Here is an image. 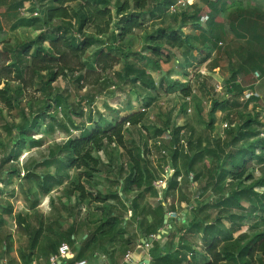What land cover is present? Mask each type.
Instances as JSON below:
<instances>
[{
    "label": "trees",
    "instance_id": "obj_1",
    "mask_svg": "<svg viewBox=\"0 0 264 264\" xmlns=\"http://www.w3.org/2000/svg\"><path fill=\"white\" fill-rule=\"evenodd\" d=\"M176 1L10 0L8 6L6 4V13L10 14L29 3L30 15L20 18L19 25L32 27L35 32L28 42L8 40L0 49V119L4 117L3 111L10 114L18 107L24 93L32 88L40 86L44 97L28 114L22 112L20 121L13 118L7 123V143L0 138L4 149L0 154V182L2 174L11 180L20 178L21 171L13 164L19 161L23 149L30 151L43 146V138L37 137L36 132L41 126L51 131L52 126L48 127L46 122L53 121L66 104L61 95L54 94L53 85L59 79L80 85L92 78L95 87L102 81H110L114 90L120 92L129 88L143 102L139 109L132 103L122 109H111V120H105L104 125L96 124L92 129L86 127V123L76 124L80 135L58 144L56 150L50 151L38 164L37 168L56 166L54 173H37L35 168L27 170L25 176H36V187L43 195L61 186L69 172L76 173L75 180L68 184L66 202L58 199L63 213L73 222L63 231L45 228L44 225L52 224L43 214L35 216V222L19 215L18 225L29 237L27 248L20 252V264H47L52 256L58 255L62 245L72 249L71 259L63 260L62 264L88 263L96 253L106 256L110 253L108 255L114 259L121 254L118 251L121 244L128 253L150 237H155L147 250L151 264H253L255 259L258 264H264V230L260 225H249L252 220L264 222V174L256 179L251 172L255 162L264 164V125L253 104L256 97L242 100L252 90L248 87L254 82L250 79L254 78L257 66L255 55L242 54V65L231 64L230 83L223 97L210 95L211 117L217 111L225 112L228 117L231 102L237 103L242 110L248 105L252 107L250 114L237 113L241 124H229L228 139H213V149L209 143L202 148L198 141L197 152L192 151L191 137L187 143L180 137L182 128L166 126L160 131L155 125H145L149 109L158 98L171 94H178L183 100L193 97L187 75L173 80L168 71L157 85L152 74L162 72V64H170L177 57L175 52L182 58V68L194 71L197 65L212 57L222 40L223 32L215 22L219 2L209 3L208 22L203 23V27L201 18L207 13L203 8L189 6L171 14L170 7ZM73 4L76 6L71 8ZM167 13L171 16L167 17ZM158 20L160 25H156L152 33H146L147 23L154 24ZM188 24L202 33L189 35L184 30ZM137 32L143 34L142 48L133 52L124 43ZM95 43L98 49L88 61L87 52ZM195 52L204 56L200 62ZM236 56L238 58V54ZM138 85L145 89L144 94H139ZM78 100V104L86 101ZM131 128L144 130L151 145L139 146L130 141ZM165 132L169 133V140L163 145L160 137ZM237 144L242 145L238 148ZM184 145L187 148L189 145V149H184ZM108 153L112 156L116 153L118 168L114 189L103 193L92 181L100 173L103 155ZM156 154L160 157L154 159ZM206 156L213 158L212 167L202 179L194 166L198 158ZM180 160H184L183 168L178 165ZM6 164L12 165L5 173L2 166ZM167 169L173 176L164 189L158 188L155 183L164 181L160 175L166 174ZM182 174L199 181V202L187 211L184 219L177 215L176 219L168 218L165 223V216L176 210L169 198ZM2 193L0 186V195ZM26 193L31 200V191ZM36 202L32 209L37 206ZM180 203L189 206L192 201L182 197ZM244 203L250 207L245 208ZM93 207L100 212L95 221L74 217L75 211L79 216L83 209ZM211 210L217 211L216 215ZM173 222L180 224L178 230L170 236L163 234ZM136 223L139 224L135 232L130 233ZM82 227L87 229L85 234H80ZM130 234L129 240L123 239ZM159 235L169 248L160 246L161 240L156 239ZM118 239L121 240L117 242Z\"/></svg>",
    "mask_w": 264,
    "mask_h": 264
},
{
    "label": "rangeland",
    "instance_id": "obj_2",
    "mask_svg": "<svg viewBox=\"0 0 264 264\" xmlns=\"http://www.w3.org/2000/svg\"><path fill=\"white\" fill-rule=\"evenodd\" d=\"M10 0H0V49L4 48L5 41L12 42H28L31 40L35 29L32 27H25L19 25V19L23 17H29L30 4L26 3L25 7L18 11L7 14V7ZM115 2L116 0H112ZM48 3H44L46 5ZM41 5V6H44ZM76 5L73 4L70 7L74 8ZM171 16L167 13V17ZM220 18L227 29L229 26V17L227 14ZM160 25L159 20L154 22V24L147 23L146 33H152L156 28L155 26ZM142 32H137L134 37H132L128 42L124 43V46L128 47L133 52H138L142 48ZM105 39V38H104ZM107 41V39L105 40ZM201 42H199L200 44ZM231 41L227 40L223 42L222 46L214 52L211 59L205 63L197 65V67L192 70H185L182 68V58L179 53L175 52L176 58H173L170 64H162V72L165 73L169 71L171 79H182L183 75H187L190 80L191 86L193 88V97L191 103V113L187 112L184 100L178 94H171L169 96H163L153 101L152 106L149 109L147 121L145 125H155L157 129L163 131L166 126L172 128H182L180 132V137L184 143H187L189 138L192 139L191 150L197 152L198 141H201L202 148L208 143L213 149V139L217 140L222 138V140H227L228 136L226 131L229 124H241V120L237 113L242 112L245 114H250L252 107L248 105L243 110L236 103L235 105L230 103L229 116L227 117L225 112L217 111L213 117L209 115L210 111V95L223 97L226 91L228 67H226L227 60L232 57ZM98 43L94 44V47L87 52L88 61L93 57L94 53L98 49ZM197 55V54H196ZM199 62L204 58L203 55H197ZM86 61V60H85ZM179 62V63H178ZM198 63L197 61L195 64ZM162 72H155L152 74L157 85L160 79L165 76ZM99 75V74H98ZM94 77H97L95 75ZM93 77V78H94ZM72 83V81H70ZM69 80L59 79L54 87V94L61 95L65 100L66 104L63 110H59L55 119L46 122V125L52 126L51 131H46L45 126H41L38 129L37 137L43 138V146L35 148L32 150L23 149L22 155L18 162L14 163L15 167H18L21 171L20 178L13 177L11 180L7 175L2 174V181L0 186L3 188V193L0 195V262L2 259H8L16 249V254L20 256L21 250L26 249L29 242V237L25 234L22 226L18 225V216L21 215L23 219H30L35 222V216L43 214L44 218L49 219L52 225H44L45 228H54L65 231L73 220L67 214L63 213L62 203L59 202V198L66 202V191L68 184L75 180L76 173L69 172V177L64 179L61 186L56 187L49 195H43L36 187V176L31 175L26 177L28 169H33L37 173L51 172L54 173L56 166L47 168L39 166L38 164L45 157H48L49 152L56 150L58 144L63 143L69 138L78 137L80 135L79 131H76L75 125L78 123H86V127L93 128L96 124H105V120H111V109H122L126 104L132 103L137 109L142 108V99H137L136 95L131 93L129 88L124 91L114 90L110 87V81H102L95 87L94 79L82 82L80 85L70 83ZM202 84V87L199 85ZM40 86H36L31 90L24 93L22 100L19 102L18 107H16L10 114L7 111H3V119H0V138L4 143H7V123L11 122L13 118H18L16 121H20L19 115L22 112L28 114L31 107H37L42 103L44 94L40 91ZM139 94H144L145 89L138 85ZM78 99L86 100L79 103ZM93 99V100H91ZM93 101V103H91ZM186 109V112H185ZM228 113V112H227ZM244 114V115H245ZM101 116V117H100ZM91 119V120H90ZM91 121V122H90ZM212 123V124H211ZM212 125L211 128L209 125ZM66 128V129H65ZM128 138L130 141H134L139 146H144L151 142L147 141V135L144 130L140 128H131L129 131ZM163 145L169 140V133L165 132L162 137H160ZM223 142V141H222ZM224 143V142H223ZM242 144H237V147H241ZM222 147V145H221ZM225 149V145H223ZM184 149H189L184 145ZM4 152L3 146L0 145V154ZM111 153V152H110ZM103 155V163L100 166V173L95 176L92 181V185L97 187L103 193L112 191L115 187V174L117 172V157L116 153L114 155ZM160 157V155H155V158ZM212 157H200L195 163V170L201 173V178L205 179L209 170L212 167ZM183 161H179V167L183 168ZM12 164H6L2 166V170L6 173L8 167ZM184 172V169H183ZM251 172L256 179H259L264 174V164L261 165L255 162L251 167ZM184 174V173H183ZM177 178L178 186L170 195L169 202L173 203L176 210L172 213L186 216L188 210L192 206H196L199 202L201 192L199 191V181H196L192 176L187 177L183 175ZM173 176L170 169L166 170V174L161 173L160 177H164V181H158L155 186L158 188L159 185L164 189V185ZM27 191H31L32 199H27ZM73 196V195H72ZM182 197L190 198L192 204L187 206L186 204H181L180 200ZM74 196L72 197V201ZM37 201V202H36ZM37 203L35 209L31 206ZM245 208H249L248 203H244ZM186 208V209H185ZM213 215H216L217 211L211 210ZM260 213V212H258ZM30 216V218H25ZM100 215V212L96 210L95 207L89 209H83L81 214L78 216V212H74V217L78 220H84L89 218L91 221H95ZM184 216V218H185ZM40 217V216H39ZM142 220L139 221V223ZM130 230V233H134L137 225ZM173 225H180L179 223L173 222ZM247 223H245L246 225ZM249 225H260V229L264 230V222L262 220L249 221ZM36 226V225H33ZM246 230V229H245ZM50 232V231H49ZM48 232V233H49ZM87 229L82 227L80 229V234H85ZM49 237L51 235L48 234ZM131 235H125L123 239L129 240ZM121 239H118L119 242ZM198 241V238H196ZM125 245L121 244L118 251L122 254L125 253ZM6 248V249H4ZM72 250V249H71ZM127 253V252H126ZM125 253V254H126ZM1 264V263H0ZM253 264H258L257 259Z\"/></svg>",
    "mask_w": 264,
    "mask_h": 264
},
{
    "label": "crops",
    "instance_id": "obj_3",
    "mask_svg": "<svg viewBox=\"0 0 264 264\" xmlns=\"http://www.w3.org/2000/svg\"><path fill=\"white\" fill-rule=\"evenodd\" d=\"M217 2L219 3L217 13H215V22L221 27V30L223 32L222 40L218 43V48L219 46H222L223 42H226L227 40H230L232 43L230 48L232 49L233 56L229 57L226 64V67H228V73L231 64H243L242 54L255 55L257 65L255 67V73H257L260 77L257 80L254 74V78L250 79V81L253 80L254 82L250 85L251 87H248V89H252L250 91H254L257 95L253 104L256 107L257 112L260 113L261 122L264 125V0H193L191 7L193 9L203 8L205 10L204 12H207L205 16L208 17L209 11H207V9L210 6L209 3L211 4ZM225 14H227L228 16L230 15L229 26L227 27V29H225V27L223 26L224 24L220 22V18L223 19L222 16H224ZM254 23L256 24L254 25ZM202 26L204 27L203 23ZM254 26L257 27L254 28ZM184 30L189 35L194 36H198L202 33L192 24H188L184 28ZM218 48H216V50ZM196 54L197 53L195 52L194 56H196ZM236 54H238V58ZM229 76L230 73L227 77V84L230 83ZM178 228L179 225H168L162 233L168 234L170 236V233L173 231H177ZM161 238H158V236L156 237L157 240H161ZM142 246L138 245L134 251L128 252L132 253L134 257V261L131 264H142L146 260L149 261V259H147V250ZM160 246L162 248H167V241L161 240ZM106 254L107 257H109L108 261L111 264L123 263L124 261V258H121L122 255H124L122 253L115 256L114 259L112 258V255H108L110 253ZM184 255H188V253L184 252ZM67 259L70 260L71 256L69 258L67 257ZM0 263L20 264L21 260L16 254V249L11 256H8V259H2ZM88 264L99 263H97V261L93 259L89 260ZM149 264H151L150 261Z\"/></svg>",
    "mask_w": 264,
    "mask_h": 264
},
{
    "label": "built area",
    "instance_id": "obj_4",
    "mask_svg": "<svg viewBox=\"0 0 264 264\" xmlns=\"http://www.w3.org/2000/svg\"><path fill=\"white\" fill-rule=\"evenodd\" d=\"M193 3V0H177L171 7L169 12L171 14H176L184 9H186L187 7L191 6ZM208 22V17L204 16L201 18V23L206 24ZM255 77L258 80L259 79V75L257 73H255ZM253 97H257V95L255 94L254 91H249L245 94V96L243 97V101H249L251 100ZM184 102L187 104V112L191 113V103H192V98H185ZM162 183V182H161ZM159 187H161V185H159ZM165 187V185L163 186ZM162 188V187H161ZM168 218L169 219H176L177 215L175 213H170L168 214ZM155 238V237H153ZM143 244V248L148 250L149 249V243H142ZM68 256H72L71 254V250L69 248L68 245H62L61 247H59V251H58V255L52 256L47 264H62V261L67 259ZM94 259L97 261V263L99 264H111L108 261V257L105 254H101V253H96L94 255ZM134 261V257L132 255V253H127L124 257V261L123 263H118V264H131ZM77 264H88L86 261L77 263Z\"/></svg>",
    "mask_w": 264,
    "mask_h": 264
},
{
    "label": "water",
    "instance_id": "obj_5",
    "mask_svg": "<svg viewBox=\"0 0 264 264\" xmlns=\"http://www.w3.org/2000/svg\"><path fill=\"white\" fill-rule=\"evenodd\" d=\"M162 74L165 75L164 72H162ZM184 216H185V215H182L180 218H181V219H184ZM167 220H168V215L165 216V223H167ZM158 238H161V235H159ZM154 240H155V238L150 237V238H148L147 240H143L142 243H149V244H151V243L154 242ZM69 257H70V256H68V258H69ZM142 264H149V261L146 260V261H145L144 263H142Z\"/></svg>",
    "mask_w": 264,
    "mask_h": 264
}]
</instances>
